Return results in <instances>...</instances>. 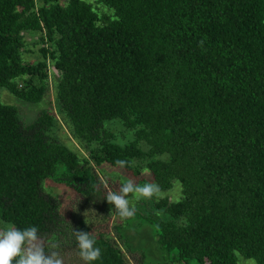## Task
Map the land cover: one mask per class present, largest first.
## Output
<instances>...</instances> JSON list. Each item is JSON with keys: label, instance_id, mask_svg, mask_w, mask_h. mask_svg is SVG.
<instances>
[{"label": "trees", "instance_id": "1", "mask_svg": "<svg viewBox=\"0 0 264 264\" xmlns=\"http://www.w3.org/2000/svg\"><path fill=\"white\" fill-rule=\"evenodd\" d=\"M51 86L55 111L31 123L0 99V221L38 227L65 264H84L74 230L95 237L93 264H264V0H0V92L39 105ZM105 167L128 179L111 185ZM127 180L159 191L114 236L44 188L65 187L108 226L106 196ZM134 219L156 252L132 242Z\"/></svg>", "mask_w": 264, "mask_h": 264}, {"label": "rangeland", "instance_id": "2", "mask_svg": "<svg viewBox=\"0 0 264 264\" xmlns=\"http://www.w3.org/2000/svg\"><path fill=\"white\" fill-rule=\"evenodd\" d=\"M34 33L32 32H26L25 36H27V47L26 51L23 53V59L25 62L35 63L38 60H40V54L38 53V49L41 47V45L38 43V38L36 36H33ZM28 51V52H27ZM50 77H54V74L51 73ZM53 80V79H52ZM0 99L2 103L15 106L19 109L21 116L23 120L27 123H31L34 121L38 113L42 109H49L55 111V95L53 92V88L51 86V90L49 94H47L46 99L43 103L39 105H32L25 103L19 99H17L15 96L10 94L7 90H2L0 92ZM62 123V122H61ZM64 127V131L60 132V136L63 138V141L69 142L68 138V130L65 125L62 124ZM113 132L117 135L119 141L127 143V140L132 139V133L130 134L128 131H126L122 126L116 125L113 127ZM65 135V136H64ZM68 138V139H67ZM69 140V141H68ZM126 141V142H125ZM72 143V141H71ZM73 144V143H72ZM73 149H78L79 145L75 143V145H71ZM77 147V148H76ZM80 149V148H79ZM78 152L82 153V150H78ZM104 170L98 169L97 172L100 173V175L107 180L108 183H110L113 186H116L123 180H126L128 178L127 175H120L118 174L114 169L105 167ZM105 172L103 174V172ZM44 188L47 193H50L54 196H56L61 204V208L63 211L69 215H72L75 219L76 218H82L84 220H87V224L94 230L98 232L105 231L106 233H111L112 236L116 235L115 233V227H120L121 229L126 226L125 218H121L116 212H115V206L111 204L110 211L112 212V220L110 221L109 225L101 219V217L96 214V211H94L91 207H85L79 204V201L77 200L76 196L68 189L62 186L55 185L51 182H45ZM111 190V189H110ZM173 199L176 201L180 198V186L178 183H176L174 191L169 194ZM131 203L134 207L137 205L143 206L144 200L143 198L136 199L135 197L130 198ZM75 209V210H74ZM162 214V213H161ZM163 215V214H162ZM132 233L129 236H132L136 239L132 242L135 244L136 247H138V244L143 245L144 247L148 248L151 252H156V247L154 245L155 237H154V230L151 226L148 225H141L139 223V220L134 219L133 225H132ZM125 230V229H122ZM123 233L125 231H122ZM156 255V254H155ZM153 260L156 259V257L150 256ZM130 258V257H129ZM65 264V262H64ZM131 264H135L134 261L131 260ZM240 264H254L252 260H244L240 259Z\"/></svg>", "mask_w": 264, "mask_h": 264}, {"label": "clouds", "instance_id": "3", "mask_svg": "<svg viewBox=\"0 0 264 264\" xmlns=\"http://www.w3.org/2000/svg\"><path fill=\"white\" fill-rule=\"evenodd\" d=\"M127 163L123 160L116 161L120 168L127 166ZM158 191V186L153 183L139 185L127 180L118 192H109L106 200L115 206L121 218H130L136 211L130 196L136 199L151 198ZM85 223L87 224V220ZM73 235L79 249L78 255L84 264H93L101 258V249L96 246V239L92 234L74 230ZM58 248L57 242H46L36 226L19 229L12 223L0 221V264H64Z\"/></svg>", "mask_w": 264, "mask_h": 264}]
</instances>
